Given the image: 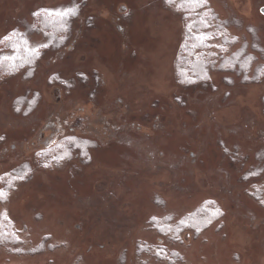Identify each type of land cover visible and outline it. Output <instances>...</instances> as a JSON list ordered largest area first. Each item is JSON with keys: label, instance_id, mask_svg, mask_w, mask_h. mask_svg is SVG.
<instances>
[{"label": "rangeland", "instance_id": "rangeland-1", "mask_svg": "<svg viewBox=\"0 0 264 264\" xmlns=\"http://www.w3.org/2000/svg\"><path fill=\"white\" fill-rule=\"evenodd\" d=\"M209 4L239 66L181 88L185 23L164 0H0V39L44 43L35 12L76 11L34 70L0 83V176L34 167L0 202L18 232L0 264H264V0ZM67 136L88 156L38 169ZM209 200L224 216L200 234L162 231Z\"/></svg>", "mask_w": 264, "mask_h": 264}, {"label": "trees", "instance_id": "trees-1", "mask_svg": "<svg viewBox=\"0 0 264 264\" xmlns=\"http://www.w3.org/2000/svg\"><path fill=\"white\" fill-rule=\"evenodd\" d=\"M164 3L181 13L185 23L184 41L175 68L178 87L192 88L209 84L213 70H228L239 66L236 64L238 54L229 53L235 39L229 34L227 24L210 8L209 0H201L200 3L164 0ZM33 17L32 29L47 36L48 40L44 43H34L27 33L18 30L3 36L0 39V83L34 70L44 54L52 47L53 40L65 38L71 21L76 18V11L72 8H43L36 11ZM34 99L37 102L39 96L36 95ZM87 141L76 136L63 137L52 147L38 151L35 155V165L38 169H52L71 159L77 151H85L84 155L88 156ZM33 171L34 167L25 165L9 174L1 175L0 190L3 195L0 196V202L6 201L10 192L26 182ZM258 197L264 204V192ZM222 216L224 211L219 203L209 200L177 221L173 228L168 225L167 218L163 219L165 224L162 231L167 233L171 230L173 235H177L185 229H192L200 234ZM17 235L18 232L12 221L5 213L1 214L0 246L11 248L18 242Z\"/></svg>", "mask_w": 264, "mask_h": 264}, {"label": "snow or ice", "instance_id": "snow-or-ice-1", "mask_svg": "<svg viewBox=\"0 0 264 264\" xmlns=\"http://www.w3.org/2000/svg\"><path fill=\"white\" fill-rule=\"evenodd\" d=\"M169 2H172V0H169ZM186 2H189V3H200L201 0H186ZM3 195V192L2 190H0V196Z\"/></svg>", "mask_w": 264, "mask_h": 264}, {"label": "water", "instance_id": "water-1", "mask_svg": "<svg viewBox=\"0 0 264 264\" xmlns=\"http://www.w3.org/2000/svg\"><path fill=\"white\" fill-rule=\"evenodd\" d=\"M263 13H264V9H263Z\"/></svg>", "mask_w": 264, "mask_h": 264}]
</instances>
